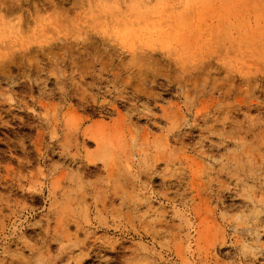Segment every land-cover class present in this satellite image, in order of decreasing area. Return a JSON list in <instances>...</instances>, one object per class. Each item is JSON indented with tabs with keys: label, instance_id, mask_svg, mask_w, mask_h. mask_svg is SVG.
I'll return each mask as SVG.
<instances>
[{
	"label": "rangeland",
	"instance_id": "1",
	"mask_svg": "<svg viewBox=\"0 0 264 264\" xmlns=\"http://www.w3.org/2000/svg\"><path fill=\"white\" fill-rule=\"evenodd\" d=\"M0 1V53L45 45L18 60L49 64L45 89L75 92L45 112L13 101L28 77L0 79L14 110L0 126V264H264V0ZM85 33L106 41L85 51ZM124 85L155 95L152 112L128 100L101 113ZM84 132L104 134L100 149Z\"/></svg>",
	"mask_w": 264,
	"mask_h": 264
},
{
	"label": "bare ground",
	"instance_id": "2",
	"mask_svg": "<svg viewBox=\"0 0 264 264\" xmlns=\"http://www.w3.org/2000/svg\"><path fill=\"white\" fill-rule=\"evenodd\" d=\"M18 1V0H17ZM1 2V1H0ZM12 2V1H11ZM10 2V4L9 5H11L12 3ZM13 2H15V1H13ZM20 2V1H19ZM18 2H16V4H17ZM14 4V3H13ZM12 4V5H13ZM15 4V5H16ZM58 4V3H57ZM21 5V4H20ZM19 5V6H20ZM33 6H35V5H33ZM40 5H38V7H39ZM7 7H9V6H7ZM7 7H5V8H7ZM11 7V6H10ZM15 7H17V6H15ZM14 7V9H12V12H14L15 10H16V8ZM36 7H37V5H36ZM53 7H55V6H53ZM13 8V7H12ZM25 8V7H24ZM23 8V9H24ZM35 8V7H34ZM42 9V8H41ZM9 10L11 11V8H9ZM33 10V9H32ZM34 10H36V8L34 9ZM33 10V11H34ZM20 12V11H19ZM38 12H40L39 11V9H38ZM15 13H17V12H15ZM25 13H27V12H24V16H25ZM35 13H36V11H35ZM6 14V13H5ZM7 14H10L9 13V11H8V13ZM6 14V15H7ZM27 16H29V15H27ZM10 17V16H9ZM1 18H3L4 19V17H1ZM22 18V17H21ZM24 18H28V17H24ZM123 19V18H122ZM28 20V19H27ZM126 20V19H125ZM32 21V20H31ZM59 23L61 22L60 20H57ZM55 22V21H54ZM122 22V21H121ZM24 23H25V20H24V22H23V24L22 25H24ZM53 23V22H52ZM62 23V22H61ZM117 23H119L118 21H117ZM31 24V23H30ZM56 24V23H55ZM17 25V24H16ZM21 25V24H20ZM49 25V24H48ZM25 26V25H24ZM56 26V25H55ZM59 27H60V25H58ZM17 27V26H16ZM47 28H48V26H46ZM22 28V27H21ZM51 28V27H50ZM50 28H49V30H50ZM48 30V29H47ZM52 30V29H51ZM50 30V31H51ZM20 31V30H19ZM45 31V30H44ZM53 31H55V30H53ZM98 31V30H97ZM21 32V31H20ZM88 32V31H87ZM100 32V31H99ZM81 33V32H80ZM45 34H47V33H45ZM54 34H57L56 32H54L53 33V35ZM59 34V33H58ZM86 34V36L85 37H83L84 38V40H83V43H85L86 41H88L90 44H83V49L85 50V51H88V50H90L89 48H91V47H93L94 46V44L95 43H103V42H105L106 40L105 39H101V38H98V37H95V36H92L93 34H88V33H85ZM95 34V33H94ZM52 35V36H53ZM81 35H82V33H81ZM40 36H42V35H40ZM39 37V36H38ZM43 37V36H42ZM81 37V36H80ZM81 37V38H82ZM51 38V37H50ZM82 38V39H83ZM59 39H61V38H59ZM92 40H95V43H92L93 41ZM23 42H21L22 44H18L19 45V47H17V46H14L13 48L12 47H10V48H12L13 50L11 51V53H9L8 51V53H6V52H4V53H0V58H1V61H0V79L1 80H3V81H5V82H8L9 84H16L17 82H19V78H18V76H15L14 74L16 73V72H19L21 75H22V77H24V78H29L28 80H25V79H23L24 81L23 82H21V83H18V86L16 87V88H18V90L19 91H21V92H25V90H23L24 88L25 89H28L29 90V95H28V97H25L24 95H20L19 96V98L17 99V100H14L13 99V101H15V104L17 105H19V107H26V108H29V106L30 105H32L34 108H37V109H39V110H44L45 112H48V111H50L51 110V105H49L46 101L47 100H50V99H52V98H54L56 95H60L61 97H63L64 98V100H68V102H69V100H74L73 98H74V94H75V92H69V91H58V93H56V91L55 90H47V89H45V87H43V83H42V81H41V77H42V75H44V73H46V76H47V81H49L51 84H53V85H55V83H56V80L55 79H53L51 76H49V75H47L48 73H50L49 71H48V67H49V64H43V65H28V66H24V64L23 63H21V61L20 60H18L20 57H24V56H26L28 53L30 54V53H35V52H45L46 51V49L47 48H45L44 46L45 45H43V46H38V48H32V47H29L28 48V43H29V40H28V43H26V40H22ZM63 41L64 42H67L68 41V39H63ZM63 41H62V44H63ZM79 41H81V40H79ZM78 41V42H79ZM58 42V41H57ZM8 43V42H7ZM15 43H17V42H15ZM19 43H20V41H19ZM31 43V42H30ZM59 43V42H58ZM82 43V42H81ZM81 43H78V44H81ZM8 44H10V43H8ZM55 44V43H54ZM74 44V43H73ZM1 45V44H0ZM53 45V44H52ZM69 45H70V43H69ZM5 46V45H4ZM10 46V45H9ZM9 46L8 47H1V48H8L9 49ZM47 46V45H46ZM96 46V45H95ZM15 47H17L18 49H15ZM50 47H52V48H55V47H53V46H50ZM49 47V48H50ZM27 48V49H26ZM51 48V49H52ZM58 49V48H57ZM3 51V50H2ZM51 51V50H50ZM52 52V51H51ZM55 52V51H54ZM47 53H49V51L47 52ZM79 53V52H78ZM85 53V52H84ZM28 54V55H29ZM86 54V53H85ZM90 54V53H89ZM148 54V53H147ZM42 55V54H41ZM134 55H136V54H134ZM31 56V55H30ZM34 56V55H33ZM33 56H31V57H33ZM137 56V55H136ZM146 56V55H145ZM35 57V56H34ZM99 57V56H98ZM138 57V56H137ZM3 59V60H2ZM138 59V58H137ZM31 60V59H30ZM57 60V59H56ZM134 60H136V59H134ZM141 61H142V59H140ZM140 60H138V61H140ZM18 61H20V62H18ZM33 61V60H32ZM36 61V60H35ZM137 61V62H138ZM146 61V60H145ZM98 62V61H97ZM118 62V61H117ZM144 63V62H143ZM71 64V63H70ZM92 64L93 65H95V61L94 60H92ZM100 64V63H99ZM138 64V63H137ZM136 64V65H137ZM149 64V63H148ZM148 64H147V66H148ZM123 65V64H122ZM149 65H152V64H149ZM61 67V66H60ZM149 67V66H148ZM147 67V68H148ZM151 67V66H150ZM51 68V67H50ZM75 68V67H74ZM94 69V68H93ZM151 69V68H150ZM154 69V68H153ZM66 70H67V68H66ZM99 70V69H98ZM152 70V69H151ZM104 71V70H103ZM102 71V72H103ZM135 71V70H134ZM154 71V70H153ZM66 72V71H65ZM140 72H143L142 70L140 71ZM52 73V72H51ZM54 73V72H53ZM137 73H138V71H137ZM56 74V73H55ZM61 74V73H60ZM94 74V73H93ZM28 75V76H27ZM54 75V74H53ZM68 75V74H67ZM92 76V74H87L86 76H84L83 77V82H85V83H89L90 84V82H87L88 81V79L89 78H91L92 80H93V82L92 83H96V84H102L103 85V83L105 82L104 80H103V78L100 76V78L99 79H95L94 77H88V76ZM140 75H142V74H140ZM148 75V74H147ZM20 76V75H19ZM32 76H36V77H34V78H32ZM96 76V75H95ZM130 76V75H129ZM139 76V75H138ZM143 76V75H142ZM43 77H45V76H43ZM113 78L115 79V80H118V78H117V76L116 75H114L113 76ZM148 78H149V76H148ZM147 78V76H146V79H148ZM145 79V78H144ZM141 80V79H140ZM17 81V82H16ZM63 81V80H62ZM69 81H71V80H69ZM142 81H143V79H142ZM65 82V81H64ZM164 82V81H163ZM108 83V86H109V82H107ZM119 83V82H118ZM154 84H157V86L158 85H160V84H158L157 82H153ZM3 85H5V84H3ZM62 85V84H61ZM65 86V85H64ZM125 86V89H131V91H130V93L129 94H127V96H123V95H121V97H122V100L123 101H115L113 104H108V107L107 106H104V105H97V107H98V110H100V112L101 113H103L104 112V114H109V113H114V112H116V113H118V114H121L120 113V110H118V108L119 107H117V105L118 104H120V103H128V100H133V101H138V102H140V101H143L144 102V104H145V108H146V110H148L149 112H152V110H149L148 108L150 107V104H152V103H156L157 101H158V98L155 96V95H150V94H145V95H142L139 91H137V90H134L136 87H134V89H132L131 87H129V86H127V85H124ZM139 86V85H138ZM137 86V87H138ZM97 87V86H96ZM163 87V86H162ZM171 87V86H170ZM102 88V87H101ZM154 88H156L155 87V85L154 86H152V90L154 89ZM67 89V88H66ZM105 89V88H104ZM140 89V88H139ZM150 89V88H149ZM156 89H159V88H156ZM8 90H10V89H8ZM162 90V89H161ZM171 90V89H170ZM3 92V91H2ZM6 92V91H5ZM35 92H38V94H39V98H34V94H35ZM115 93V92H114ZM148 93V92H147ZM149 93H151L150 91H149ZM22 94V93H21ZM37 94V93H36ZM82 94V93H81ZM101 94V93H100ZM121 94V93H120ZM123 94V93H122ZM113 95V94H112ZM10 96V95H9ZM12 96V95H11ZM100 96V95H99ZM110 96V95H109ZM94 97V96H93ZM77 98H79V97H77ZM114 98V97H113ZM0 99H1V101H0V126L1 127H5L6 129H8V128H10L9 126H8V124H10L11 122L8 120V117H10V115H11V113H13V109H11L12 108V106H10V109L9 110H5V107L7 106V103H6V100H3V98H2V96L0 95ZM93 99V98H92ZM112 99V98H111ZM100 100V99H99ZM161 101V100H160ZM95 102V101H94ZM96 103H97V101H96ZM66 104V103H65ZM88 104H92V103H90V101H89V99H88V97H83L82 99H81V101H79L76 105L78 106V107H81V108H84V110L86 111H88V109H94V106H96V105H89V107H88ZM106 104V103H105ZM159 104V103H158ZM9 105V104H8ZM60 105V104H59ZM68 106V105H67ZM122 106V105H121ZM136 106V105H135ZM152 106V105H151ZM14 107V106H13ZM32 108V107H31ZM155 108V107H154ZM157 108V107H156ZM64 109V108H63ZM67 109V108H66ZM62 110V109H61ZM77 110V109H76ZM96 110V109H95ZM137 110V109H136ZM60 111V110H59ZM154 111V110H153ZM177 111V110H176ZM72 112V111H71ZM92 112V111H91ZM63 113V112H62ZM61 113V114H62ZM196 113V112H195ZM5 114V115H4ZM38 114V113H37ZM178 114H180V113H178ZM184 114V113H183ZM4 115V116H3ZM66 115V114H65ZM71 115V114H70ZM181 115H182V113H181ZM180 115V116H181ZM197 115V114H196ZM28 116V115H27ZM46 116V115H45ZM72 116V115H71ZM180 116H178L179 117V120H180ZM187 116V115H186ZM200 116H201V114H200ZM23 117V116H22ZM61 117V116H60ZM64 117V116H63ZM68 117H70V116H68ZM75 117H77V116H75ZM123 119H124V117L123 116H121ZM65 118V117H64ZM64 118H63V120H64ZM79 118V117H78ZM121 118V119H122ZM177 118V117H176ZM184 118V117H183ZM7 119V120H6ZM34 119V118H33ZM49 118H47V120H48ZM70 119H71V117H70ZM73 119V118H72ZM153 123L157 126L158 124H160L162 121H163V119H160L159 117H157L156 115H153ZM173 119V118H172ZM59 120H61V119H59ZM62 120V121H63ZM79 120L81 121V118H79ZM83 120V119H82ZM85 120H87V119H85ZM150 120V119H149ZM173 120H175V119H173ZM183 119H181V121H182ZM51 121V120H50ZM49 121V122H50ZM72 121V120H71ZM20 122V121H19ZM65 122V121H64ZM186 122V121H185ZM187 122H189L188 120H187ZM53 123V122H52ZM55 123V122H54ZM63 123V122H62ZM66 123H69V122H66ZM83 122H80V123H78V126H77V124H74L73 123V125H75V126H77V128L79 129V126L82 124ZM101 123V122H100ZM164 123V122H163ZM174 123H176V122H173L172 124H174ZM24 124V123H23ZM50 124L51 123H49V126H50ZM118 124H119V122H118ZM123 124H124V122H123ZM183 124H185V123H183ZM57 126H59V121H57V124H56ZM72 125V126H73ZM105 125V124H104ZM120 125H121V123H120ZM18 126V125H17ZM109 126V125H108ZM110 126H112V125H110ZM109 126V127H110ZM151 126H152V124H151ZM176 126V125H175ZM181 126V125H180ZM31 127V126H30ZM43 127H44V125H43ZM47 127V126H46ZM61 127V126H60ZM66 127V126H65ZM113 127V126H112ZM120 127V126H119ZM173 127V126H172ZM178 127V126H177ZM190 127V126H189ZM54 128V127H53ZM69 128H71L70 126H69ZM179 128V127H178ZM6 129H4V130H6ZM107 129V128H106ZM109 129V128H108ZM181 129V128H180ZM193 129V128H192ZM65 130V129H64ZM188 130V129H187ZM79 131V130H78ZM103 131V130H102ZM174 131V130H173ZM191 131V130H190ZM21 132V131H20ZM38 132V131H37ZM40 132V131H39ZM60 132V131H59ZM108 132H110V130H108ZM202 132V131H201ZM74 133V132H73ZM171 133V132H170ZM180 133V132H179ZM57 134V133H56ZM109 134V133H108ZM190 134H191V132H190ZM58 135V134H57ZM79 135V134H78ZM47 136V135H46ZM52 136V135H51ZM169 136V135H168ZM186 136H187V134L186 133H184L183 135H181V134H176L175 135V137H177L178 138V141H181V140H184L185 138H186ZM59 137V136H58ZM104 134H98V133H93V132H84V134H83V136L81 137V136H77V140H80V141H82L83 142V144H88L89 142H90V140L92 139V140H95V141H97V143H98V149H100V147H101V142L104 140ZM55 138V137H54ZM200 138V137H199ZM56 139H58V138H56ZM19 140V139H18ZM50 140V139H49ZM203 140H205V139H203ZM1 141V140H0ZM8 141H10V140H8ZM53 141V140H52ZM79 141V142H80ZM226 142V141H225ZM4 143V142H3ZM24 143V142H23ZM55 143H56V141H55ZM60 143V142H59ZM179 143V142H178ZM229 143V142H228ZM48 144V143H47ZM54 144V143H53ZM198 144V143H197ZM207 144V143H206ZM1 145V144H0ZM8 145H11V144H9L8 143ZM40 145V144H39ZM51 145V144H50ZM35 146H37V145H35ZM49 146V145H48ZM204 146V145H203ZM103 147V146H102ZM8 148L10 149V155H9V157L10 158H12V155H14V154H12V151H13V149L10 147V146H8ZM30 148V147H29ZM48 148V147H47ZM200 148V147H199ZM60 157H62L63 158V160H65L66 162H70V163H73V162H76V160H75V158H71L70 157V155H69V153H68V151H67V148H65L64 146H61L60 147ZM102 149V148H101ZM24 150V149H23ZM57 150V149H56ZM70 150V149H69ZM27 155H30L29 153H27L26 151H24ZM40 152V151H39ZM41 152H42V149H41ZM46 152V151H45ZM97 152V151H96ZM201 153V152H200ZM2 154V153H1ZM52 154H55L54 153V151H52ZM51 154V155H52ZM204 154H205V152H204ZM207 154V153H206ZM210 155V154H209ZM2 156H3V154H2ZM6 156V155H5ZM15 156V155H14ZM87 157V156H86ZM89 157V156H88ZM208 157V156H207ZM90 158V157H89ZM94 158V157H93ZM92 158V159H93ZM84 159V158H83ZM87 160H88V158H87ZM94 160V159H93ZM9 161V160H8ZM10 161H12V160H10ZM9 161V162H10ZM25 162H26V160H25ZM78 162V161H77ZM2 165V164H1ZM27 165V164H26ZM81 165H86V163L85 162H83ZM215 165V164H214ZM5 165H3V167H4ZM19 166H23V164L22 163H20L19 164ZM88 167V166H87ZM90 167V166H89ZM2 169V168H1ZM15 169V168H14ZM4 170V169H3ZM11 170V169H10ZM72 170V169H71ZM223 170V169H222ZM225 170V169H224ZM13 171V170H12ZM5 172V171H4ZM7 172V171H6ZM10 172V171H9ZM8 172V173H9ZM2 173H0V175H1ZM7 174V173H6ZM10 174V173H9ZM260 174V173H259ZM4 175V174H3ZM16 175V174H15ZM3 177H5V176H3ZM252 177V176H251ZM0 178H1V176H0ZM7 178H8V176H7ZM5 179V178H4ZM14 179V178H13ZM15 180V179H14ZM175 180V179H174ZM4 181V180H3ZM235 181V180H234ZM5 182V181H4ZM181 182V181H180ZM1 183V182H0ZM8 183V179H6V182H5V184H7ZM15 183V182H14ZM182 183V182H181ZM251 183V182H250ZM254 183V182H253ZM256 183V182H255ZM175 184V183H174ZM215 184V183H214ZM217 184V183H216ZM248 184V183H247ZM211 185V184H210ZM165 186V185H164ZM218 186V185H217ZM263 187V186H262ZM1 188V187H0ZM14 188V187H13ZM207 188V187H206ZM260 188V187H259ZM167 189V188H166ZM202 189H203V187H202ZM213 189V188H212ZM208 190V189H207ZM233 190V189H232ZM204 191H205V189H204ZM203 191V192H204ZM236 192V191H235ZM198 193V192H197ZM227 193V192H226ZM199 194V193H198ZM228 194H229V192H228ZM11 195V194H10ZM10 195H9V197H10ZM196 196V195H195ZM215 196V195H214ZM213 196V197H214ZM197 197V196H196ZM219 197H220V195H219ZM218 197V198H219ZM223 198V197H222ZM226 198V197H225ZM249 198V197H248ZM186 199V198H185ZM210 199V198H209ZM209 199H207V200H209ZM214 199V198H213ZM230 199V198H229ZM187 200V199H186ZM16 201V200H15ZM236 201V200H235ZM234 201V202H235ZM219 202V201H218ZM230 202H232V201H230ZM240 202V201H239ZM237 203V202H236ZM241 203V202H240ZM245 203V202H244ZM247 203V202H246ZM249 204V203H248ZM251 204V203H250ZM255 204V203H254ZM260 206V205H259ZM239 207V206H238ZM249 207V206H248ZM189 208H190V206H189ZM2 209V208H1ZM6 209V208H5ZM195 209H196V207H195ZM257 209H259L258 207H257ZM260 210H261V208H260ZM194 211V210H193ZM195 211H197V210H195ZM263 211V210H262ZM201 212V211H200ZM264 212V211H263ZM202 213V212H201ZM254 217H255V214H254ZM261 218H263V217H261ZM257 219H259V218H257ZM5 220V219H4ZM66 220V219H65ZM62 221H64V220H62ZM3 222V221H2ZM70 225V224H69ZM231 225V224H230ZM235 225V224H234ZM238 225V224H237ZM258 228V227H257ZM253 229V228H252ZM236 230V229H235ZM249 231V230H248ZM251 231V230H250ZM244 233V232H243ZM247 233V232H246ZM258 233V232H257ZM252 236V235H251ZM58 238V237H57ZM81 256V255H80ZM63 258V257H62ZM73 259H74V257H72ZM83 258H84V256H83ZM116 258V257H115ZM78 259V258H77ZM80 260H82V259H80ZM88 260V259H87ZM21 262V261H20ZM51 262V261H50ZM76 262V261H75ZM79 264V263H78Z\"/></svg>",
	"mask_w": 264,
	"mask_h": 264
}]
</instances>
